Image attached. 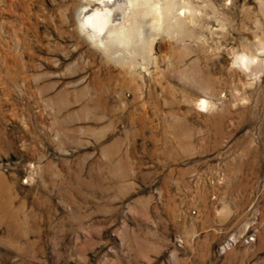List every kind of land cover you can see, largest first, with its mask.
Returning a JSON list of instances; mask_svg holds the SVG:
<instances>
[{
	"label": "rangeland",
	"instance_id": "374dc122",
	"mask_svg": "<svg viewBox=\"0 0 264 264\" xmlns=\"http://www.w3.org/2000/svg\"><path fill=\"white\" fill-rule=\"evenodd\" d=\"M88 1L0 0V264H264V0Z\"/></svg>",
	"mask_w": 264,
	"mask_h": 264
},
{
	"label": "bare ground",
	"instance_id": "6f19581e",
	"mask_svg": "<svg viewBox=\"0 0 264 264\" xmlns=\"http://www.w3.org/2000/svg\"><path fill=\"white\" fill-rule=\"evenodd\" d=\"M88 2V6L80 12V28L98 48L110 55L116 47L123 46L126 39L141 36L145 31L143 21L149 9L151 16H156L161 12L160 4H162L157 2L154 6L152 2L154 7L149 8L147 0H89ZM241 63L245 67L249 66L246 58L242 59ZM202 101V106L205 107L207 101Z\"/></svg>",
	"mask_w": 264,
	"mask_h": 264
}]
</instances>
